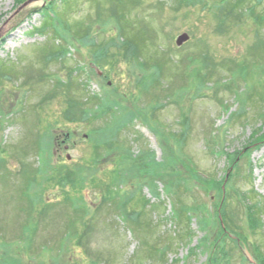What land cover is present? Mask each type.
I'll list each match as a JSON object with an SVG mask.
<instances>
[{"label":"rangeland","instance_id":"1","mask_svg":"<svg viewBox=\"0 0 264 264\" xmlns=\"http://www.w3.org/2000/svg\"><path fill=\"white\" fill-rule=\"evenodd\" d=\"M22 1L0 0V264H207L208 179L239 166L264 205V14L237 16L264 0ZM228 212L258 264L264 228Z\"/></svg>","mask_w":264,"mask_h":264},{"label":"trees","instance_id":"2","mask_svg":"<svg viewBox=\"0 0 264 264\" xmlns=\"http://www.w3.org/2000/svg\"><path fill=\"white\" fill-rule=\"evenodd\" d=\"M244 0H235V3L233 5V7H238V6H242L245 5L243 3ZM19 2H23L22 0H19ZM237 2V3H236ZM261 1L259 0V3ZM236 4V5H235ZM247 9L244 10L245 7H243V11L241 13H239L240 16L244 11L245 14H248V18L251 17V14L249 15V12L254 14V18L255 19H259L264 13L258 12V10L256 9V6H252L250 3L246 4ZM56 2L52 1L49 2L47 5H45L44 7H42L41 9L38 10V12H40L42 18H43V25L44 26H48L53 22V19H57V15H56ZM229 10V11H228ZM226 11V14L224 13L221 14L223 16V18L228 17L230 18L231 15H234L235 13L232 12L230 10V8L224 10ZM222 10V13L224 12ZM220 15V17H221ZM253 18V17H251ZM263 18V16L261 17ZM138 45V44H137ZM100 100V99H98ZM260 116L264 117V110H263V114ZM131 119V118H130ZM256 136V134H255ZM264 141V137L261 139ZM263 141H261L260 143H262ZM250 152V151H249ZM249 152L246 154L241 155L240 153V157L242 159V156H244L245 158L249 159ZM230 154H227V156L229 157ZM226 156V157H227ZM227 157V158H228ZM148 160V159H147ZM156 165L157 162L155 161ZM248 163V172L246 173L247 178H250L248 181V184L252 186V181H251V176H252V172H253V167L251 165L250 160L247 162ZM154 164V162H153ZM240 175H242V170L241 168L238 167H233L232 170L230 172H228V176L223 177L222 180H214V178L212 179H208V182H206L207 184H210L209 189L212 190H216L218 192V196L220 197V204L213 205V211H217L221 206H222V210H225L223 213V227H221V231H220V239H218V241H220V243H223L222 247H219V243L216 246L215 250H212V253L210 254V261L207 262V264H231L232 262V256L229 255L230 249L232 248V250H235V253H240L241 255V244H245L247 246H250L252 244H250V238L244 236L242 234V232L238 231L236 226L233 224L230 216H229V212L228 209L230 211V207L232 202L234 201V199L236 200V202L239 204V208H241L242 212L244 214H246L247 216V221L249 224V232L251 231L252 234L256 235L257 231H259L261 228L263 227V219H264V205L263 204H258L255 203L254 205H252L251 201L248 198V193H243L241 192L242 190L240 189H236V187H232L230 184L232 183V181H234V179L238 178ZM238 188V187H237ZM250 192L253 193L254 189L253 186L249 188ZM209 196V194H208ZM223 198V200H222ZM252 198V196H251ZM210 199L211 196H210ZM254 198H252L253 200ZM176 200V199H175ZM177 202V201H176ZM205 205H204V210H205ZM177 214H179L178 216H180V219L182 218L184 220V222H187V224L189 225L190 222L192 221L191 215L189 211L186 212H181L179 213L178 211L176 212ZM203 213V211H202ZM233 236V238H232ZM177 241H179L178 237H177ZM185 241V240H184ZM181 242V241H179ZM182 244V243H181ZM232 244V247H230V245ZM226 246H228L227 250H226ZM231 250V251H232ZM166 249H162L160 251L161 254H163V252L165 253ZM238 251V252H237ZM139 255V254H138ZM136 255V257L138 256ZM257 255L255 256V260L258 264H264V253L260 250H257ZM139 260H143V257L140 255ZM241 260L243 261V263L247 264L248 261H246L245 257L243 255H241ZM139 262V261H138Z\"/></svg>","mask_w":264,"mask_h":264},{"label":"water","instance_id":"3","mask_svg":"<svg viewBox=\"0 0 264 264\" xmlns=\"http://www.w3.org/2000/svg\"><path fill=\"white\" fill-rule=\"evenodd\" d=\"M33 2V0L29 1V3ZM188 40V36L187 35H182L177 39V45H181L183 44L185 41Z\"/></svg>","mask_w":264,"mask_h":264}]
</instances>
